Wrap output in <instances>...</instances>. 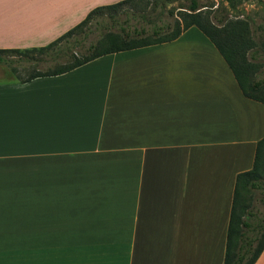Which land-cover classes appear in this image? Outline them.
<instances>
[{
  "label": "crops",
  "instance_id": "1",
  "mask_svg": "<svg viewBox=\"0 0 264 264\" xmlns=\"http://www.w3.org/2000/svg\"><path fill=\"white\" fill-rule=\"evenodd\" d=\"M118 1L0 0V49L47 45ZM263 137L264 103L194 25L0 78V264H223L236 175Z\"/></svg>",
  "mask_w": 264,
  "mask_h": 264
},
{
  "label": "trees",
  "instance_id": "2",
  "mask_svg": "<svg viewBox=\"0 0 264 264\" xmlns=\"http://www.w3.org/2000/svg\"><path fill=\"white\" fill-rule=\"evenodd\" d=\"M128 1L120 0L113 4L93 8L81 22L47 45L30 49H0V63H10L8 59L2 56L3 53H16L18 55H25L31 59L32 55L30 53L32 52L48 51L60 41L71 36L76 30L81 29L96 14L108 9L114 10ZM181 8L185 9L179 10L175 26L167 34L153 38L126 39L117 33L107 32L95 45L89 46L90 50L88 52L80 53L79 55L73 53L71 59L64 63L54 65L45 70H34L19 79L25 81L38 76L60 74L103 54L170 41L175 39L181 31L194 25L210 39L223 56L234 74L243 95L264 103V84L253 79L256 68L254 63L247 58V51L254 47L248 21L240 18L217 19L215 16H210V5H198L196 0H191L188 7L181 6ZM11 71H15V68L11 67ZM263 175L264 137L257 142L252 168L236 175L223 264H253L264 248L263 225L258 223L253 228V232L246 238L244 234L245 227L250 226L248 221L244 219L245 215H247V207L249 205L248 194L250 188Z\"/></svg>",
  "mask_w": 264,
  "mask_h": 264
},
{
  "label": "rangeland",
  "instance_id": "3",
  "mask_svg": "<svg viewBox=\"0 0 264 264\" xmlns=\"http://www.w3.org/2000/svg\"><path fill=\"white\" fill-rule=\"evenodd\" d=\"M198 5H210V16L217 19L240 18L248 21L254 47L247 58L254 63L253 79L264 84V0H196ZM191 0H129L114 10L96 14L81 29L45 52H32V58L16 53H3L10 63H0V78H22L34 70H45L71 59V55L88 52L107 32L126 39L156 37L169 33L175 26L179 10ZM205 8V7H204ZM216 19V20H217ZM215 21V18L213 17ZM180 23V21H179ZM29 56V55H28ZM11 67L15 71H11ZM246 221L251 226H264V175L248 194Z\"/></svg>",
  "mask_w": 264,
  "mask_h": 264
}]
</instances>
